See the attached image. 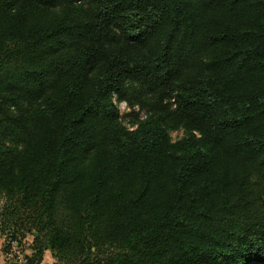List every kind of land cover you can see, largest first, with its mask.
Instances as JSON below:
<instances>
[{"label":"trees","instance_id":"16d2710c","mask_svg":"<svg viewBox=\"0 0 264 264\" xmlns=\"http://www.w3.org/2000/svg\"><path fill=\"white\" fill-rule=\"evenodd\" d=\"M0 232L25 264H264V0H0Z\"/></svg>","mask_w":264,"mask_h":264},{"label":"rangeland","instance_id":"374dc122","mask_svg":"<svg viewBox=\"0 0 264 264\" xmlns=\"http://www.w3.org/2000/svg\"><path fill=\"white\" fill-rule=\"evenodd\" d=\"M117 105L122 122L126 125L129 124V120L131 121V118L130 116L126 115L131 112V108H129L125 102L117 103ZM170 135L172 140L176 141L184 136V131H172ZM8 239V236L2 235L0 232V264H14L13 261L16 252H19L22 256L25 257H29L32 255L33 236L31 234H26L24 237L21 235H17V240L14 241H7ZM42 264L60 263H58L57 260L53 258L50 251H47L44 255V261Z\"/></svg>","mask_w":264,"mask_h":264},{"label":"built area","instance_id":"2783aa9c","mask_svg":"<svg viewBox=\"0 0 264 264\" xmlns=\"http://www.w3.org/2000/svg\"><path fill=\"white\" fill-rule=\"evenodd\" d=\"M13 262H14V264H25L26 263V257L22 256L19 252H16Z\"/></svg>","mask_w":264,"mask_h":264},{"label":"crops","instance_id":"0c3cea01","mask_svg":"<svg viewBox=\"0 0 264 264\" xmlns=\"http://www.w3.org/2000/svg\"><path fill=\"white\" fill-rule=\"evenodd\" d=\"M43 261H44V260H43ZM42 263H43V262H42ZM42 263H41V264H42Z\"/></svg>","mask_w":264,"mask_h":264}]
</instances>
